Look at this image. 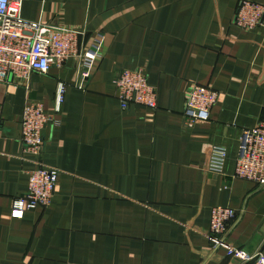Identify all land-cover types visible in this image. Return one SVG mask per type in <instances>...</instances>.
I'll return each mask as SVG.
<instances>
[{"label": "crops", "instance_id": "1", "mask_svg": "<svg viewBox=\"0 0 264 264\" xmlns=\"http://www.w3.org/2000/svg\"><path fill=\"white\" fill-rule=\"evenodd\" d=\"M245 0H25L22 17L98 36L97 55L0 83V264H264V187L234 177L244 130L264 122V31L234 24ZM264 5V0H247ZM144 69L158 108L123 111L115 80ZM21 84V83H20ZM41 155L21 142L25 107L54 113ZM193 85L219 95L211 119L184 125ZM214 147L227 150L210 170ZM60 173L48 209L14 216L29 175ZM240 213L213 249L211 211Z\"/></svg>", "mask_w": 264, "mask_h": 264}, {"label": "built area", "instance_id": "2", "mask_svg": "<svg viewBox=\"0 0 264 264\" xmlns=\"http://www.w3.org/2000/svg\"><path fill=\"white\" fill-rule=\"evenodd\" d=\"M25 0H0V83L10 79L30 89L34 73L47 74L52 68H63L68 62L83 64L97 55L102 37L90 43L85 31L30 23L23 19L22 8ZM234 24L243 31H264V5L242 1ZM21 83V84H20ZM116 98L123 111L133 106L148 109L158 108L157 89L150 85L144 69H123L115 80ZM65 87L59 85L54 113L48 114L39 102L29 103L23 112L21 142L26 151L41 155L44 150V135L49 125L60 124L58 116L64 101ZM184 110V125L193 128L198 122L211 119V111L220 95L212 88L193 85L187 91ZM0 113V133L2 129ZM228 158L225 148L214 147L210 158V170L222 172ZM57 169L40 166L30 173L29 187L25 195L14 200L12 214L48 209L54 200L59 181ZM234 177L264 187V122L256 128L244 130L240 136V153L236 160ZM240 213L229 207H215L211 211L209 239L213 249H226L230 255L237 250L230 246L228 239L239 221Z\"/></svg>", "mask_w": 264, "mask_h": 264}]
</instances>
